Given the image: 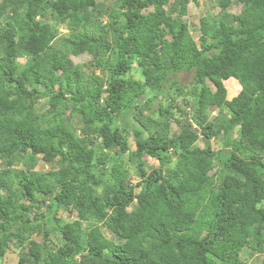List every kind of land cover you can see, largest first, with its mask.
Returning a JSON list of instances; mask_svg holds the SVG:
<instances>
[{
    "label": "trees",
    "instance_id": "trees-1",
    "mask_svg": "<svg viewBox=\"0 0 264 264\" xmlns=\"http://www.w3.org/2000/svg\"><path fill=\"white\" fill-rule=\"evenodd\" d=\"M107 1L0 0V264H264V0Z\"/></svg>",
    "mask_w": 264,
    "mask_h": 264
},
{
    "label": "rangeland",
    "instance_id": "rangeland-1",
    "mask_svg": "<svg viewBox=\"0 0 264 264\" xmlns=\"http://www.w3.org/2000/svg\"><path fill=\"white\" fill-rule=\"evenodd\" d=\"M107 2L110 3V5L112 4L111 0H108ZM166 9L169 10L168 7H166ZM151 10L152 8L148 7V8L143 9V12L147 13L148 11H151ZM238 11H239V5L236 4L235 1L231 4L229 8L224 10L216 5V0H189L187 4V13L182 15L181 19H183L184 21L188 23L191 33L193 34V36L197 37L200 17L207 16L208 20L212 21L220 17L228 18L232 15V13H237ZM101 19H102V23H104L106 20V17L102 16ZM56 27H57V31L59 34H64L68 32V27L62 22L57 23ZM69 58L72 62L76 64H81V63L88 62L90 60V55L87 52H83L77 55H70ZM18 61L24 62V59L20 58L18 59ZM179 75L182 76L184 81H187L191 78L190 72L183 71L179 73ZM225 86L227 88L229 98L233 96L234 94H236L239 90V85L237 81L233 78L226 80ZM177 102H180V101L177 100ZM38 103L41 105L42 108L46 106V102L44 99H40ZM209 110L212 113L210 117H212V115L217 112V108H215V106L214 107L211 106ZM71 122L76 129V132H75L76 135L80 139H83V136L79 133L81 122L79 121L78 117L71 120ZM174 130H176V124H172L171 131H174ZM208 144L212 145L213 147H217L215 140L212 138L207 139V138L200 136V138L196 140V145L199 147H204L205 145H208ZM143 159L147 166L157 165V161H155L154 159L150 157H144ZM48 168H50V165L43 161H39L38 164L36 165V169L47 170ZM62 216L65 217L67 215L66 213H62ZM69 218L71 219V217ZM109 235L111 236L110 233ZM35 238L40 239L39 236H35ZM51 239H52L51 244L57 246L58 242L55 239L54 235L51 236ZM240 257H241L242 264L256 263L260 260V254L254 253L248 248H244V250L241 251ZM1 264H20L18 262L17 249H14V248L9 249L4 255V258L1 261Z\"/></svg>",
    "mask_w": 264,
    "mask_h": 264
}]
</instances>
